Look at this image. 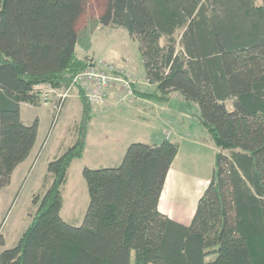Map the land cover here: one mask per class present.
<instances>
[{
    "label": "trees",
    "instance_id": "obj_1",
    "mask_svg": "<svg viewBox=\"0 0 264 264\" xmlns=\"http://www.w3.org/2000/svg\"><path fill=\"white\" fill-rule=\"evenodd\" d=\"M89 9L90 0H0V191L37 139L21 105L40 106L36 85L65 90L88 67L76 47ZM99 21L140 43L155 90L132 85L136 97L167 106L176 96L197 114L217 148L209 183L190 224L170 218L160 203L180 145L133 142L120 164L83 168L84 222L63 220L62 188L93 119L76 87L74 143L48 163L50 187L34 196L18 243L3 249L0 237V264H264V0H104Z\"/></svg>",
    "mask_w": 264,
    "mask_h": 264
},
{
    "label": "rangeland",
    "instance_id": "obj_2",
    "mask_svg": "<svg viewBox=\"0 0 264 264\" xmlns=\"http://www.w3.org/2000/svg\"><path fill=\"white\" fill-rule=\"evenodd\" d=\"M103 1L90 0L89 12L77 26L79 40L76 55L87 59V62L92 60L98 69L99 65H104V71L118 79L109 92L113 88L117 90L110 102L98 107L106 110L93 111L95 119L88 127L86 153L83 158L73 161L67 182L62 188L61 217L75 226H81L84 222L89 205L88 187L82 175L85 166H116L121 163L131 143H160L169 135L170 141L179 143L180 150L165 184L163 205L171 218L189 224V207L196 208L206 186L204 182L212 175L217 148L194 116L164 108L166 105L138 98L135 94L120 100V93H124L122 81L127 82L133 91L132 85L136 79L145 81L146 69L139 41L123 29L113 30L100 23ZM140 89L142 92H153L155 87L141 85ZM76 90L61 109L53 128L51 125L55 111L52 106L21 105L22 121L28 125L37 121L40 132L27 164L19 168L11 176L10 183L0 191V237L4 239L3 249L18 243L36 210L34 196L43 194L50 187V180L46 178L48 163L74 143L76 126L81 117V102L75 97ZM148 101L161 105L160 112H156L150 124L141 121L136 125L129 123L132 112L127 105L134 103L138 107ZM228 108L232 109L230 103ZM103 124L111 126L108 138ZM202 135L209 137L207 144L202 142Z\"/></svg>",
    "mask_w": 264,
    "mask_h": 264
},
{
    "label": "built area",
    "instance_id": "obj_3",
    "mask_svg": "<svg viewBox=\"0 0 264 264\" xmlns=\"http://www.w3.org/2000/svg\"><path fill=\"white\" fill-rule=\"evenodd\" d=\"M103 67L104 65H99V69H101L99 70L97 65L90 60L88 62V67L74 78L72 84L67 89L62 91L50 84H39L34 87L41 103L44 106H52L55 111V122L59 117L63 104L76 87H80L84 90L86 98L92 106L104 103L110 87H112V84L118 79L115 78L116 76L108 75ZM122 85L124 93H120L121 101L133 95L132 89L127 82L122 81Z\"/></svg>",
    "mask_w": 264,
    "mask_h": 264
},
{
    "label": "crops",
    "instance_id": "obj_4",
    "mask_svg": "<svg viewBox=\"0 0 264 264\" xmlns=\"http://www.w3.org/2000/svg\"><path fill=\"white\" fill-rule=\"evenodd\" d=\"M141 85H148V86H152V87H155V85H153V84H151L149 81H148V79H147V77L145 78V81L144 80H142V79H136V81H135V83H134V86H135V88L136 89H138V90H140V91H142L141 89H140V87H141ZM116 90L117 89H115V88H113L111 91H110V95H109V97H108V99H107V101L105 102V103H103V104H101V105H95V106H93V111H103V110H106V108H103V109H98V107H101V106H103V105H105L107 102H110L111 100V98H114V95L116 94ZM144 92V91H143ZM112 94V95H111ZM75 97H77L78 99H79V96H78V92L76 91V93H75ZM174 97H176V96H174ZM176 98H178V97H176ZM178 99H180V98H178ZM68 100V99H67ZM67 100L65 101V104H64V106L66 105V102H67ZM181 100V99H180ZM182 101V100H181ZM27 106H33V105H29V104H26ZM141 106H136L134 103H131L130 105H127L128 106V108H129V110H130V112H132L131 113V115H130V121H129V123H133V124H138V122L139 121H141V122H143L144 124H146V125H149L150 123H149V121L150 120H152V119H154V117H156V112H160V109H161V105H159V104H156V103H154V102H150V101H148V102H143L142 104H140ZM63 106V107H64ZM94 108H96V109H94ZM108 108V107H107ZM164 108H168L167 106L166 107H164ZM81 113H82V106H81ZM197 115V114H196ZM194 117H196V116H194ZM197 118V117H196ZM95 118H94V115H93V119H92V121L90 122V123H92L93 122V120H94ZM194 120H197V119H194ZM198 122H199V124H200V121L199 120H197ZM103 125H105V124H103ZM201 125V124H200ZM110 125H108V124H106L105 126H104V128H105V133L107 134V136H106V138H108V132L110 131ZM203 128V127H202ZM39 132H40V128L38 127V132H37V137H38V134H39ZM164 132V131H163ZM169 136V135H168ZM167 135H166V137H168ZM201 140H202V142L205 144H207L208 142H209V137H204L203 135H202V138H201ZM196 141H194V143H195ZM35 145H36V142H35ZM35 145H34V147H33V149H32V151L34 150V148H35ZM180 150V149H179ZM32 151H31V153L29 154V156L27 157V159L25 160V161H23L21 164H19L17 167H16V169L14 170V172H13V174H12V176H14V174H15V172L19 169V168H21L22 166H24L25 164H27V162H28V160L30 159V157H31V154H32ZM86 153V148H85V152H84V154ZM83 154V155H84ZM83 158V157H82ZM87 165V164H86ZM89 166V165H88ZM89 167H92V166H89ZM98 167H103V166H98ZM104 167H111V166H104ZM92 168H94V167H92ZM171 170V169H170ZM169 173H170V171H169ZM168 173V176L170 175ZM168 176H167V178H168ZM211 178V177H210ZM210 178L209 179H207L204 183H205V188L207 187V185H208V183H209V180H210ZM169 181V180H168ZM166 183H167V179H166ZM165 183V184H166ZM204 188V189H205ZM164 189H165V187H164ZM204 189H203V191H204ZM203 191H202V193H203ZM164 193H165V191L163 190V192H162V196H161V203H160V211L163 213V214H165V215H167V216H169L170 218H171V216L169 215V211H168V209H166V207L164 208V205H163V195H164ZM166 194V193H165ZM201 195L202 194H200V196L199 197H201ZM167 196V195H166ZM199 200V199H198ZM197 206V205H196ZM195 209L196 208H194L193 206H191V207H189V224H190V222H191V220H192V218H193V215H194V213H195ZM173 219V218H172ZM177 221V220H176ZM188 221V220H187ZM178 222H180V221H178ZM182 223V222H181ZM184 224H186V225H188L187 223H184Z\"/></svg>",
    "mask_w": 264,
    "mask_h": 264
},
{
    "label": "water",
    "instance_id": "obj_5",
    "mask_svg": "<svg viewBox=\"0 0 264 264\" xmlns=\"http://www.w3.org/2000/svg\"><path fill=\"white\" fill-rule=\"evenodd\" d=\"M167 107L170 110H174L182 114L196 116V113H194L193 110L184 101H181L176 97H172L169 100Z\"/></svg>",
    "mask_w": 264,
    "mask_h": 264
}]
</instances>
